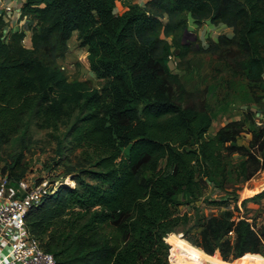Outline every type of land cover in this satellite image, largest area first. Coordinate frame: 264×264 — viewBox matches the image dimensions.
<instances>
[{
  "label": "trees",
  "instance_id": "obj_1",
  "mask_svg": "<svg viewBox=\"0 0 264 264\" xmlns=\"http://www.w3.org/2000/svg\"><path fill=\"white\" fill-rule=\"evenodd\" d=\"M119 1L126 10L115 14ZM21 17L27 29L36 22L29 49L23 31L4 40L0 20V149H14L2 174L11 186L23 178L32 123L63 130L57 153L74 155L64 166L74 186L60 184L26 217L55 264H171L164 239L178 233L207 258L255 264L264 256V226L237 206L236 216L209 217L195 206L227 207L236 198L208 201L206 189H239L264 171V0H24ZM188 20L232 36L183 43ZM74 33L99 88L69 81L56 64ZM171 54L182 62L210 55L202 88L188 90L172 74ZM233 104L245 107L240 119L210 134ZM247 197L241 207L264 201V184Z\"/></svg>",
  "mask_w": 264,
  "mask_h": 264
},
{
  "label": "rangeland",
  "instance_id": "obj_2",
  "mask_svg": "<svg viewBox=\"0 0 264 264\" xmlns=\"http://www.w3.org/2000/svg\"><path fill=\"white\" fill-rule=\"evenodd\" d=\"M124 3V2H123ZM125 4V3H124ZM127 5V3L125 4ZM124 5V6H125ZM143 6V5H142ZM115 13L117 10H114ZM191 20L187 22V30L189 34H194L198 38V42L201 43L202 40L199 39L198 33L200 28H195ZM20 28V27H19ZM221 33V32H220ZM222 34V33H221ZM179 35H177L178 37ZM28 39V38H27ZM166 40H170L167 38ZM186 43L193 42L191 37H188L184 40ZM197 41V40H196ZM194 41L195 45H198V42ZM25 44H28V40H25ZM68 48L65 51V54L62 58L58 59L56 64L60 70L64 73L66 78L69 81H84L91 88H99L102 81L98 80L94 74L89 69L87 61V52L84 48L80 47L75 33L72 38L68 41ZM211 57L210 55H193L186 58V61L176 60L174 63H170L169 68L172 74H177L181 81L185 84L188 90L194 88H202L205 80H208L210 77L211 69ZM262 108H264V99L262 101ZM245 107L243 105L233 104L229 109L228 113L224 116L218 118L213 122L210 134H213L219 127L225 125L226 122L232 120L240 119V113L243 112ZM261 116L257 114V117L254 118L255 122L260 120ZM261 123V122H260ZM263 125V123H261ZM258 126V125H257ZM253 129L252 125L246 126L245 133L240 137L239 143L246 145L250 139L249 131ZM62 129L58 132H53L51 130H42L31 124L30 133L32 138V143L29 145V150L24 154V158L21 162V165L25 169L23 176L25 178H30L31 180L37 179L40 180L42 177L48 176L51 182H56L57 187L60 184L73 187L74 181L71 180L69 176L65 175V165L70 164V162L75 161L74 155L66 150L62 152V156L57 153L58 142L62 138ZM67 144L62 142V147L66 149ZM17 151V150H16ZM14 152V149L2 147L0 149V178L4 176L2 174V167L4 166L5 161H8V154ZM77 154V153H75ZM61 158L63 159V165L58 167H53L56 161ZM239 161L238 156H233L232 162L237 163ZM52 167L51 170H46L45 167ZM264 184V171L259 172L251 180L242 184L239 189L234 187V184L231 183L223 191L215 190L212 188L206 189L203 194V199L208 201H225L227 198H236V200L231 199L227 207L210 205L205 203V201L198 202L195 206L198 207V214L204 216H216L219 215L224 210H233L234 206H237L239 212L244 217L249 218L250 221H253L255 226L259 228L261 225L264 226V201L257 203H247L244 207H241V203L244 199L249 198L247 194L251 192L252 189L256 188L259 185ZM191 212H193L191 210ZM167 238V237H166ZM169 257L168 260L171 264H238L237 262H226L223 261L219 255L215 257H206L205 253L190 245L183 237L182 233L170 234L169 239ZM171 255V256H170ZM255 264H264V256L258 254V257L255 259Z\"/></svg>",
  "mask_w": 264,
  "mask_h": 264
},
{
  "label": "built area",
  "instance_id": "obj_3",
  "mask_svg": "<svg viewBox=\"0 0 264 264\" xmlns=\"http://www.w3.org/2000/svg\"><path fill=\"white\" fill-rule=\"evenodd\" d=\"M21 6L17 1L12 4L0 0V20L6 25L1 34L7 40L9 34L23 31L22 45L29 49L32 27H36V22L26 28L27 18L21 17ZM207 39L200 44L205 45ZM25 40H28L27 45ZM176 60L174 55H169L168 65ZM9 183L5 175L0 178V264H55L53 255L45 252L29 231L26 217L33 207L56 191L57 183L51 182L48 176L40 180L23 177L15 182V186Z\"/></svg>",
  "mask_w": 264,
  "mask_h": 264
},
{
  "label": "crops",
  "instance_id": "obj_4",
  "mask_svg": "<svg viewBox=\"0 0 264 264\" xmlns=\"http://www.w3.org/2000/svg\"><path fill=\"white\" fill-rule=\"evenodd\" d=\"M5 1L12 3V4H15L17 1L18 3L22 4L24 0H5ZM146 1H148V0H131V3L132 4H138V5L142 6L145 4ZM123 2L124 1L117 2L116 7H115V10H117V12L115 14H121L123 11L126 10V5ZM5 28H6V25L3 27V30H5ZM199 30H200V32L198 33V37L202 41L205 38L215 40L218 35H223V34L228 36V37L232 36V29H230L226 26L220 25V24L214 25V24H211L209 22L205 23L202 26V28H200ZM75 35H76V33H75ZM208 39L206 41H208Z\"/></svg>",
  "mask_w": 264,
  "mask_h": 264
},
{
  "label": "water",
  "instance_id": "obj_5",
  "mask_svg": "<svg viewBox=\"0 0 264 264\" xmlns=\"http://www.w3.org/2000/svg\"><path fill=\"white\" fill-rule=\"evenodd\" d=\"M187 36L188 37H191V39H192L193 42L197 40V38H196V36L194 34H189L188 30H185L184 31V34H183V37H182V42L183 43L185 42L184 40L187 38Z\"/></svg>",
  "mask_w": 264,
  "mask_h": 264
},
{
  "label": "bare ground",
  "instance_id": "obj_6",
  "mask_svg": "<svg viewBox=\"0 0 264 264\" xmlns=\"http://www.w3.org/2000/svg\"><path fill=\"white\" fill-rule=\"evenodd\" d=\"M169 239H170V235H168V237L165 239V241H166V243H168L169 244ZM170 245V244H169ZM171 256V255H170Z\"/></svg>",
  "mask_w": 264,
  "mask_h": 264
}]
</instances>
